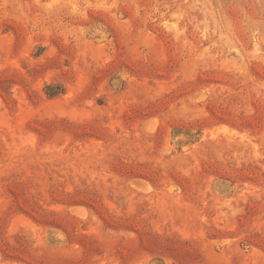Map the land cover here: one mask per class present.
Wrapping results in <instances>:
<instances>
[{"label":"rangeland","instance_id":"374dc122","mask_svg":"<svg viewBox=\"0 0 264 264\" xmlns=\"http://www.w3.org/2000/svg\"><path fill=\"white\" fill-rule=\"evenodd\" d=\"M0 264H264V0H0Z\"/></svg>","mask_w":264,"mask_h":264},{"label":"trees","instance_id":"16d2710c","mask_svg":"<svg viewBox=\"0 0 264 264\" xmlns=\"http://www.w3.org/2000/svg\"><path fill=\"white\" fill-rule=\"evenodd\" d=\"M49 89V88H48ZM50 95H55V94H58V93H60V91H50V92H48Z\"/></svg>","mask_w":264,"mask_h":264}]
</instances>
